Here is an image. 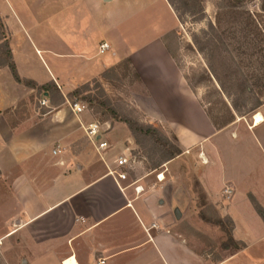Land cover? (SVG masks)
<instances>
[{
    "label": "crops",
    "instance_id": "obj_1",
    "mask_svg": "<svg viewBox=\"0 0 264 264\" xmlns=\"http://www.w3.org/2000/svg\"><path fill=\"white\" fill-rule=\"evenodd\" d=\"M156 4L171 14L170 24L147 12ZM0 22L17 75L35 84L16 81L0 64V221L15 225L0 242L21 234L24 264H264V103L215 128L169 52L181 23L167 0H0ZM146 22L150 35L142 33ZM122 62L144 89L135 107L172 132L177 157L194 148L209 157L198 182L206 204L231 221L236 246L229 252L205 234L221 232L219 224L197 212L193 223L175 217L167 180L129 179L142 160L135 157L126 179L112 178L115 159L132 154L126 127L98 121L99 139L87 138L95 120L77 112L80 101L68 94ZM257 113L263 120L256 124Z\"/></svg>",
    "mask_w": 264,
    "mask_h": 264
},
{
    "label": "rangeland",
    "instance_id": "obj_2",
    "mask_svg": "<svg viewBox=\"0 0 264 264\" xmlns=\"http://www.w3.org/2000/svg\"><path fill=\"white\" fill-rule=\"evenodd\" d=\"M229 3H235L239 5V7L235 9L229 8ZM221 5H223V7H221ZM202 6L204 8L202 16H185V21L181 23V26L174 32L169 42L173 49L178 67L183 75L187 79L192 80L195 85L197 98L203 103V106L210 111L217 123H223L230 119V114L226 108L227 100H225L224 96L220 97L214 95V89L210 83L203 84V81L206 80V74L204 73L206 65L202 55L196 50L195 45L192 43L191 36L199 33L201 29L206 27L207 22L211 20L216 24L220 34L227 41L228 31L233 32L236 37H239L241 34L240 28L246 23L249 26V35L246 45L241 46L243 48H239V42H235V44L231 46V50L238 64H240L246 72L252 73L255 70L252 62L259 59L261 54L264 55V0H203ZM151 11L157 15V24L164 25L172 22L173 18L171 14L164 10L161 5L156 4L154 7H150L147 12ZM145 24L142 33L144 35H150L152 33V26L147 22ZM6 38L7 32L0 22V62L7 59L5 54ZM244 49L246 52L243 51ZM260 49H263L262 52ZM105 75L106 77L94 79L78 87L81 92L79 97L91 95L105 103L104 106L95 104L90 107L87 103L80 101L86 106V110L95 121L102 123L103 120L111 119L116 122L117 128L126 127L128 129L127 124L120 119H134L140 124L155 127L161 134L175 143L172 132L166 126L158 127L156 124L149 122L135 107L133 99L143 92L144 89L139 83L135 73L126 62H122L117 69L109 70ZM208 100H210L209 103ZM69 101L72 103V101H76V99L75 97H70ZM106 107L114 111L116 114L114 118L111 117V111H108ZM250 114L251 113H248L243 116L236 115L235 118L246 117ZM124 145L130 149L131 153L134 154L136 158L142 160L141 166L139 165L135 170L129 172V179L135 180L139 175L146 173L145 182L149 185L154 179L158 181L156 175L162 172L163 178L161 181H168L167 188L169 189V187H172L173 197L174 192L178 188H182L188 197L187 204L181 209V215L185 214V221L193 223L200 217L202 221L207 223L219 224L222 230L221 232L218 233L216 231V234L207 232L205 234H209L212 237L211 240L215 241V244H220L223 253H227L235 248L236 244L231 240L230 236V219L228 216H220L214 206L212 204L207 205V202L203 198L202 189L198 182V174L201 172L199 165L208 163L209 157L201 148H194L183 156L175 157V159L169 163V160L165 162L162 161L163 159H161L160 152L153 146L149 134H141L140 144H137L130 133L129 139L124 140ZM157 163H159V165L153 167V165ZM186 190H188L189 195ZM200 207H202V209L198 210ZM195 212L200 214L199 217L198 215H194ZM217 219H219L221 223L215 222ZM14 227V223H10L9 226H2V222L0 221V234H4ZM213 243L214 242L211 244L212 246H214ZM224 247L229 248V250L225 251ZM26 257L27 254L23 252L21 234H14L10 238L1 240L0 264H24L23 259H26ZM74 263V259L64 261V264Z\"/></svg>",
    "mask_w": 264,
    "mask_h": 264
},
{
    "label": "trees",
    "instance_id": "obj_3",
    "mask_svg": "<svg viewBox=\"0 0 264 264\" xmlns=\"http://www.w3.org/2000/svg\"><path fill=\"white\" fill-rule=\"evenodd\" d=\"M172 7L175 15L180 23L185 21V16H202L204 13V8L202 6L203 0H167ZM223 7V5H221ZM229 8L235 9L239 7L235 3H229ZM248 25L245 23L242 28H240V36L236 37L231 31H228L227 41L222 37L220 31L216 24L211 20L207 22L205 28L201 29L199 33L193 34L192 43L195 45L196 50L202 55L206 69L204 73L206 74V80L203 84L210 83L214 89V95L225 98L226 108L230 114V119L223 122L217 123L212 117L210 111L203 106V103L199 100L200 104L205 108V111L210 118L211 122L215 128L219 129L230 122L235 120L236 115L243 116L248 113L255 111L263 104L264 99V55L261 54L260 58L252 62L255 70L252 73H248L243 69L240 64H238L235 55L232 53L231 46L235 42H239L238 47L246 45L249 30ZM248 30V31H247ZM248 33H247V32ZM174 35V32L171 34ZM6 51L5 54L7 59L1 61L0 64H6L18 82H23L27 86H35V84L30 80H21L17 75L15 66L11 59V54L8 49L7 43L5 44ZM263 49H260L262 52ZM246 52V50H243ZM169 52L174 57V52ZM176 61V60H175ZM185 77V76H184ZM187 84L190 89L195 93V85L192 80L185 77ZM214 82V83H213ZM49 84H43L39 87L42 91L47 90ZM80 90L78 88L74 89L68 94V97H75L76 101H82L87 103L90 107L97 104L104 106L105 103L98 100L95 96H83L79 97ZM196 95V93H195ZM210 100H208V103ZM99 106V107H100ZM108 111H111V117L114 118L116 115L112 109L106 107ZM125 122L128 129L137 144H140V135L149 134L153 146L159 150L162 161L171 160L181 154V149L177 144V139L173 135L175 143L171 142L165 135L161 134L155 127L151 125L140 124L134 119H120ZM161 162V163H163ZM159 163L154 164L153 167L158 166ZM257 211L262 214L261 207L257 204L255 199L251 197ZM217 223H221L219 219L215 220Z\"/></svg>",
    "mask_w": 264,
    "mask_h": 264
},
{
    "label": "built area",
    "instance_id": "obj_4",
    "mask_svg": "<svg viewBox=\"0 0 264 264\" xmlns=\"http://www.w3.org/2000/svg\"><path fill=\"white\" fill-rule=\"evenodd\" d=\"M107 47V43L103 42L99 45V50L103 51L105 48ZM40 105L45 106L47 104V101L45 98H42L39 101ZM73 108L77 111L80 112L84 109H86V106L80 102L74 103L73 104ZM86 132V136L88 139L92 140V141H97L99 139V122L98 121H94L90 124H88V126L85 129ZM99 147L101 148H105V147H110V145L106 142V141H100L98 144ZM135 161V156L130 154V156H126L124 153H122L120 156H118L115 159V163L118 167L119 170H111L109 171L110 175L112 176V178L117 182L118 179L124 180L127 178V169L132 165V163ZM162 175L161 173H158L157 179L159 181L162 180V178L160 177ZM163 176V175H162ZM135 189H139V186H136ZM224 194L226 195V197L228 198L231 192V189L229 188H224ZM103 259H99L98 263H103Z\"/></svg>",
    "mask_w": 264,
    "mask_h": 264
},
{
    "label": "water",
    "instance_id": "obj_5",
    "mask_svg": "<svg viewBox=\"0 0 264 264\" xmlns=\"http://www.w3.org/2000/svg\"><path fill=\"white\" fill-rule=\"evenodd\" d=\"M174 199L177 202L178 206L174 208L173 213L175 217L178 219L181 217V209H183L185 205L187 204L188 197L186 196L182 188H178L174 192Z\"/></svg>",
    "mask_w": 264,
    "mask_h": 264
},
{
    "label": "bare ground",
    "instance_id": "obj_6",
    "mask_svg": "<svg viewBox=\"0 0 264 264\" xmlns=\"http://www.w3.org/2000/svg\"><path fill=\"white\" fill-rule=\"evenodd\" d=\"M254 120H255V123L257 124V123H259V122H261L263 120V117H262V115L260 113H257L255 115ZM160 177L162 178L163 176L161 175Z\"/></svg>",
    "mask_w": 264,
    "mask_h": 264
}]
</instances>
